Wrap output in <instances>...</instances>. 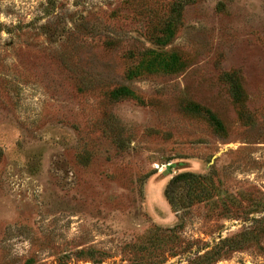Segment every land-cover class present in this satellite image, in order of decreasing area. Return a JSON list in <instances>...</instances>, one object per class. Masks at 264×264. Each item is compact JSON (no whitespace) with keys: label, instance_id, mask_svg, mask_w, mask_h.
Listing matches in <instances>:
<instances>
[{"label":"rangeland","instance_id":"374dc122","mask_svg":"<svg viewBox=\"0 0 264 264\" xmlns=\"http://www.w3.org/2000/svg\"><path fill=\"white\" fill-rule=\"evenodd\" d=\"M0 264H264V0H0Z\"/></svg>","mask_w":264,"mask_h":264},{"label":"trees","instance_id":"16d2710c","mask_svg":"<svg viewBox=\"0 0 264 264\" xmlns=\"http://www.w3.org/2000/svg\"><path fill=\"white\" fill-rule=\"evenodd\" d=\"M196 178V176L190 172H183L174 175L173 177L170 178V180L167 182L163 195L165 197V200L167 203L170 205V207H173L174 201H175V190L178 188V186L181 184V182Z\"/></svg>","mask_w":264,"mask_h":264},{"label":"bare ground","instance_id":"6f19581e","mask_svg":"<svg viewBox=\"0 0 264 264\" xmlns=\"http://www.w3.org/2000/svg\"><path fill=\"white\" fill-rule=\"evenodd\" d=\"M171 167H172L171 165L170 166H167V168L162 172L163 173V176H167L168 175V170L171 169Z\"/></svg>","mask_w":264,"mask_h":264}]
</instances>
